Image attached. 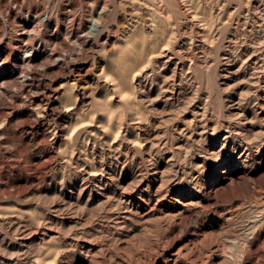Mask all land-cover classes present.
I'll return each instance as SVG.
<instances>
[{
  "label": "rangeland",
  "instance_id": "rangeland-1",
  "mask_svg": "<svg viewBox=\"0 0 264 264\" xmlns=\"http://www.w3.org/2000/svg\"><path fill=\"white\" fill-rule=\"evenodd\" d=\"M0 264H264V0H0Z\"/></svg>",
  "mask_w": 264,
  "mask_h": 264
},
{
  "label": "bare ground",
  "instance_id": "bare-ground-1",
  "mask_svg": "<svg viewBox=\"0 0 264 264\" xmlns=\"http://www.w3.org/2000/svg\"><path fill=\"white\" fill-rule=\"evenodd\" d=\"M97 23H98V19L97 18H95V17H93V16H91V26H90V28H91V30H92V32L94 33V35H98L99 34V29H97ZM96 28V29H95ZM227 60V59H226ZM232 62V61H231ZM230 63V62H229ZM240 105V104H239ZM241 112V109H240V107L239 106H237L236 108H234V113L235 114H237V115H240V114H242V113H240ZM243 112V111H242ZM240 119V118H239ZM212 154H215V152L214 151H212L211 152ZM215 156V155H214ZM243 156V155H242ZM225 166V164H222V167H224ZM128 202V201H127Z\"/></svg>",
  "mask_w": 264,
  "mask_h": 264
}]
</instances>
